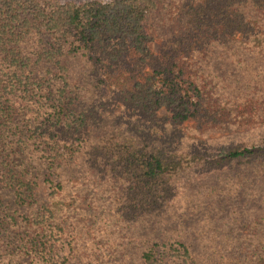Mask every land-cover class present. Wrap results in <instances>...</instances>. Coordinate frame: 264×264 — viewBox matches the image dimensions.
<instances>
[{
    "label": "trees",
    "instance_id": "trees-1",
    "mask_svg": "<svg viewBox=\"0 0 264 264\" xmlns=\"http://www.w3.org/2000/svg\"><path fill=\"white\" fill-rule=\"evenodd\" d=\"M0 264H264V0H0Z\"/></svg>",
    "mask_w": 264,
    "mask_h": 264
},
{
    "label": "rangeland",
    "instance_id": "rangeland-1",
    "mask_svg": "<svg viewBox=\"0 0 264 264\" xmlns=\"http://www.w3.org/2000/svg\"><path fill=\"white\" fill-rule=\"evenodd\" d=\"M63 2L65 1H76V2H82V1H89V0H61ZM101 1H110V0H101ZM153 47L156 52L159 51L160 44L158 41L153 42Z\"/></svg>",
    "mask_w": 264,
    "mask_h": 264
}]
</instances>
